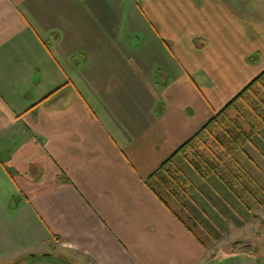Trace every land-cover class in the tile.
Here are the masks:
<instances>
[{
	"label": "crops",
	"instance_id": "crops-1",
	"mask_svg": "<svg viewBox=\"0 0 264 264\" xmlns=\"http://www.w3.org/2000/svg\"><path fill=\"white\" fill-rule=\"evenodd\" d=\"M263 71L264 0H0V264L33 233L9 264H216L264 214V127L151 176Z\"/></svg>",
	"mask_w": 264,
	"mask_h": 264
},
{
	"label": "trees",
	"instance_id": "trees-1",
	"mask_svg": "<svg viewBox=\"0 0 264 264\" xmlns=\"http://www.w3.org/2000/svg\"><path fill=\"white\" fill-rule=\"evenodd\" d=\"M263 127L264 71L166 160L151 178L157 179L168 191L175 184L184 188L180 178L185 174L175 160L178 153H182L201 176L217 173L218 168L237 150H242Z\"/></svg>",
	"mask_w": 264,
	"mask_h": 264
},
{
	"label": "rangeland",
	"instance_id": "rangeland-1",
	"mask_svg": "<svg viewBox=\"0 0 264 264\" xmlns=\"http://www.w3.org/2000/svg\"><path fill=\"white\" fill-rule=\"evenodd\" d=\"M140 34L139 32L138 35ZM252 220L251 226L249 228H242L238 232L237 238L230 240L226 248L211 250L214 252L213 255H217L216 264H264V214H262V217H255ZM257 222H260V225L257 226ZM1 236L3 237V234L0 233V243L3 240ZM35 237L34 233L31 237L26 235V238L23 239V250L21 248L18 251L7 248L3 250L1 255L7 258L4 264L14 261L15 258H12L13 256L19 255L20 259L29 256L30 253L47 251L45 247L41 248L39 246L40 243H38ZM4 240H9V238H5ZM14 241L16 243L20 240L16 238Z\"/></svg>",
	"mask_w": 264,
	"mask_h": 264
},
{
	"label": "flooded vegetation",
	"instance_id": "flooded-vegetation-1",
	"mask_svg": "<svg viewBox=\"0 0 264 264\" xmlns=\"http://www.w3.org/2000/svg\"><path fill=\"white\" fill-rule=\"evenodd\" d=\"M245 245V244H244ZM242 253V252H241ZM249 253V252H248Z\"/></svg>",
	"mask_w": 264,
	"mask_h": 264
}]
</instances>
